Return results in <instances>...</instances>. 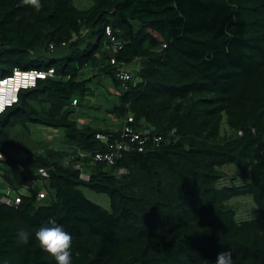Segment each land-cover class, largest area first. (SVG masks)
Wrapping results in <instances>:
<instances>
[{
	"label": "trees",
	"instance_id": "obj_1",
	"mask_svg": "<svg viewBox=\"0 0 264 264\" xmlns=\"http://www.w3.org/2000/svg\"><path fill=\"white\" fill-rule=\"evenodd\" d=\"M42 4L0 0V79L55 70L0 113V187L22 195L8 205L0 194V264H56L33 235L50 219L72 234L73 264H210L226 248L234 264H264V0ZM103 79L117 91L107 111L118 126L75 114ZM31 125L62 129L64 143L19 144ZM28 180L42 182L23 192ZM238 196L253 198L252 216L238 217Z\"/></svg>",
	"mask_w": 264,
	"mask_h": 264
},
{
	"label": "rangeland",
	"instance_id": "obj_2",
	"mask_svg": "<svg viewBox=\"0 0 264 264\" xmlns=\"http://www.w3.org/2000/svg\"><path fill=\"white\" fill-rule=\"evenodd\" d=\"M80 6L89 5V0H77ZM94 71L88 70L91 75ZM93 94L88 95L80 104V101L73 102L76 111V117L84 122L96 123L100 126L115 125L118 126L119 120H114L111 114L107 111L113 103L117 101L116 89L113 87L109 79H103L102 83H92ZM115 91V92H113ZM108 108V109H107ZM111 108V107H110ZM27 133V134H26ZM233 133V130L224 123L221 128L222 135ZM16 141L26 147L36 146L35 149L43 148L47 144L61 146L64 143V131L62 129L45 128L41 125H31L29 130H17ZM48 141V142H47ZM46 142V143H45ZM50 143V144H49ZM226 171L234 175L237 170L233 166H226ZM87 195L106 205L108 198L104 195H99L86 190ZM231 202L236 205L238 217H250L256 207L251 196H238L231 199Z\"/></svg>",
	"mask_w": 264,
	"mask_h": 264
},
{
	"label": "built area",
	"instance_id": "obj_3",
	"mask_svg": "<svg viewBox=\"0 0 264 264\" xmlns=\"http://www.w3.org/2000/svg\"><path fill=\"white\" fill-rule=\"evenodd\" d=\"M106 32L107 34L111 37L112 40V50L114 52H117L121 45L120 42L116 39V37L113 35L111 27L107 26L106 27ZM112 63H116V59H112ZM55 70L54 68H49L47 70H39V69H30V70H15L13 76L9 77L6 80H3L0 85V98L5 100V101H12L15 97V94L17 90L20 88V86L23 87H28L29 85H32L36 83V80L39 76L47 77V76H54ZM117 76L119 77L120 80H122V84L125 87L126 82L132 78V69L130 66H125L117 70ZM7 84L8 89H4L3 86ZM3 85V86H2ZM76 102V100H75ZM1 109V108H0ZM129 120H133L132 117L129 118ZM98 137H102L101 134H98ZM103 138V137H102ZM114 148L116 150H120L123 148H126V145L119 141L114 145ZM82 156H86V153H81ZM97 160H104L108 159L110 162H113V154L107 153V154H101L97 153L95 155ZM6 154L3 152H0V160H5ZM1 164V161H0ZM76 167L80 168L81 165L80 163L76 164ZM1 173L2 169L0 167V182H2L1 179ZM41 173L46 174L43 170ZM82 177L87 179L89 177L88 173L83 172ZM41 180L36 181V180H28L25 181L21 185V190L23 192L29 191L31 188H35L39 185H41ZM0 194H1V201L4 202L5 204L8 205H14L18 204L21 202L22 195L17 191L16 188H14L11 185L4 184L3 186L0 187ZM46 191L44 189H41L38 191V199L42 200L45 197Z\"/></svg>",
	"mask_w": 264,
	"mask_h": 264
},
{
	"label": "clouds",
	"instance_id": "obj_4",
	"mask_svg": "<svg viewBox=\"0 0 264 264\" xmlns=\"http://www.w3.org/2000/svg\"><path fill=\"white\" fill-rule=\"evenodd\" d=\"M23 3L25 5L31 6V8L36 12H39L43 7L42 0H23ZM8 78L0 79V81L6 80ZM39 78H46V76H39L37 80ZM36 83L29 85L28 87L20 86L12 101H5L0 98V113L18 100L17 94L21 89L33 87L36 85ZM18 234L25 242H27L30 238V234L27 231L20 230ZM33 235L35 240L38 241L40 248L44 252L50 253L56 261V264H73L71 251L73 245V236L65 229L62 224L58 223L56 220L50 219L40 225L35 230ZM210 264H234L232 250L226 248L222 251H219L216 254L215 260L211 261Z\"/></svg>",
	"mask_w": 264,
	"mask_h": 264
},
{
	"label": "bare ground",
	"instance_id": "obj_5",
	"mask_svg": "<svg viewBox=\"0 0 264 264\" xmlns=\"http://www.w3.org/2000/svg\"><path fill=\"white\" fill-rule=\"evenodd\" d=\"M2 86H3V85H2ZM3 88L7 90V89H8V85L5 84V85L3 86ZM0 90H2V89H0Z\"/></svg>",
	"mask_w": 264,
	"mask_h": 264
}]
</instances>
